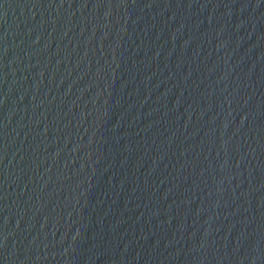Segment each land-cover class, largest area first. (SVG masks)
<instances>
[{
	"label": "water",
	"instance_id": "1",
	"mask_svg": "<svg viewBox=\"0 0 264 264\" xmlns=\"http://www.w3.org/2000/svg\"><path fill=\"white\" fill-rule=\"evenodd\" d=\"M0 264H264V0H0Z\"/></svg>",
	"mask_w": 264,
	"mask_h": 264
}]
</instances>
